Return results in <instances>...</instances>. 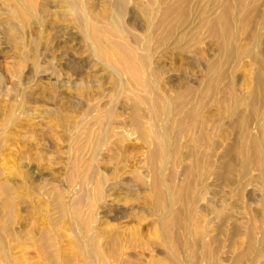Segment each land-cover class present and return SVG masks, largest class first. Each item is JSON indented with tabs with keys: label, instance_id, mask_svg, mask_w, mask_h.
Returning a JSON list of instances; mask_svg holds the SVG:
<instances>
[{
	"label": "rangeland",
	"instance_id": "obj_1",
	"mask_svg": "<svg viewBox=\"0 0 264 264\" xmlns=\"http://www.w3.org/2000/svg\"><path fill=\"white\" fill-rule=\"evenodd\" d=\"M65 1L0 0V264H174L175 256L179 264H264V171L239 178L229 149L238 145V119L250 112L258 69L245 51L257 31L264 51V27L255 20L234 29L233 45L244 54L222 65L228 78L217 94L208 82L221 52L209 28L224 0H161L159 9L151 0L129 1L114 20L138 38L131 42L109 35L112 0H84L96 38L119 47L108 60L91 51ZM167 3H184L186 16L146 41L143 11L156 8L161 24ZM148 70L157 93L173 102L160 123L171 139L169 158L152 160L159 139L151 138V119L158 117L140 81ZM193 110L204 125L191 128ZM203 133L213 144L208 174L195 168L193 152V137ZM227 171L232 185L219 177ZM95 184L101 199L81 203V192L98 194ZM187 186L190 202L180 195Z\"/></svg>",
	"mask_w": 264,
	"mask_h": 264
},
{
	"label": "bare ground",
	"instance_id": "obj_2",
	"mask_svg": "<svg viewBox=\"0 0 264 264\" xmlns=\"http://www.w3.org/2000/svg\"><path fill=\"white\" fill-rule=\"evenodd\" d=\"M112 1L113 3L111 2L110 4V9L112 13L109 16L110 18L108 17L111 20V26H112V30H109L110 31L109 35H112V37L116 38L118 40L117 42H120V41L131 42L132 40L138 41V38L133 33H131V31H129L130 29L127 30L124 28V25L122 24L121 21L114 20V17H115L114 15H116L118 20L122 19V16L125 14L126 6L128 5L129 1H132V0H112ZM259 1L262 2L264 0H224V8L222 9V13L220 14L219 20L213 22L210 25V28H209L210 33L217 40L219 44V51L221 52L220 61L217 62L214 65V67H212L211 69V71L213 72L212 79L208 82V84L212 88H214L217 94H218V88H219L220 82L223 79L228 78V75L224 71L221 70L222 65L229 59L235 58L237 54L238 55L244 54V53L239 52L237 47L233 45V42L237 40V36L234 33V29L236 27L245 28V26L247 29L249 25L255 24V20L258 22V25L260 27L261 26L264 27V15L260 14V7L263 3L261 4ZM65 2H66V5L69 11L71 12L73 21L78 25V27L81 28V32L83 33L85 38L88 41H90L91 51H93V53L96 54L97 57H100V58L102 57L103 59H106V60L113 59L109 51H112L116 55L118 51L116 49H118L119 47L117 48L115 46L116 43L113 40L107 39V42L104 43V41H101L100 39L96 38V32L98 29L93 23L94 17H92L91 8L88 6V4L84 3V0H66ZM148 3H149V7H152V5L155 4L159 9L161 0H151ZM30 5L32 6L33 4L31 3ZM168 5L169 4L167 3L166 7L164 8L165 11L163 10L164 13L162 12L163 20L161 24L159 23V20L156 23H154L155 21L154 19L157 18L156 8H152V9L148 8L149 11L148 9L143 11V14L145 15L147 23H148L149 29L147 30L150 31L149 34H147V36L145 37L146 41H149L148 37L152 35V33L156 29L160 30L161 28H164V27L165 28L170 27L173 20H177L180 22L186 16L187 10H186L184 3L180 4L179 6L175 8H170ZM170 6H173V5H170ZM150 10L154 12H151ZM235 13H239L240 15H243L244 18L240 19L239 18L240 16L239 17L236 16L237 17L236 19ZM19 20L21 19L19 18ZM157 26H159V28ZM174 32L175 31L172 30L171 32H167L166 34H168V37H170V35H172ZM107 33L108 32L106 31V35ZM254 35L256 36L255 37L253 36V39L250 41V44H249L250 47L245 51V55L252 56L259 60L258 69L254 77V92L251 95L252 97H251V104H250V112L248 116H245V118L238 119L237 128H238V133H239L238 135L239 141L238 143H236L238 145L237 146L232 145L229 147L230 150H234L235 152L234 158L235 160L237 159L236 162L240 163L239 178H243V180L246 179L248 175H250L251 169L254 167H260L264 171V77L262 76V70L264 69V58L262 56V53H264V51L262 52L260 49V42L258 38V35H260V33L257 31ZM135 49L134 51L139 50V49H136V50ZM142 50L145 52V55H146L145 57L142 58L143 64L144 66H146L147 65V62H146L147 55L150 54L151 52L146 46L142 47ZM257 50H260L262 53L257 52ZM108 53H109L110 58L108 57ZM121 55H122L121 53L118 54V57L119 56L121 57ZM108 67L118 72V70H116L112 65H110V63L108 64ZM140 81L142 82L144 89H145V93L147 94L146 96L147 100L153 104L154 113L158 117V119H151L152 120V135H151L152 137L151 138L159 139V142H156L157 147L153 153L152 160H154L157 156H159L160 158H169L170 152L172 154L174 152V151H171L167 145V144L170 145L171 139L168 135V130H167L166 125L164 126L163 124H160V123L163 120L164 121L169 120L168 119L169 113L166 111L165 106L169 105V107H171L173 102H171L169 99L163 98L162 95L160 96L159 93H157V86L155 84V81L152 78V73L150 70L144 71V75L143 77H141ZM123 84L124 83H122L121 85ZM195 91H196L195 89L191 88L187 93L188 99H183V101H179V102L185 105L188 102V100L189 101L191 100L190 98L194 94ZM203 98H206L204 94H203ZM161 108L165 112H161L160 111ZM133 111H134L133 115L135 117L134 120H137V119L139 120V122H137L138 123L137 126L138 128H141V126H143L141 124L145 120L143 119L142 121L140 119L138 109L136 106ZM187 117L193 118V119H190L192 121L191 128L193 126L204 125L203 120L198 118L199 112H197L196 110H193L189 115H187ZM191 128H190V132H191ZM143 131L144 130H141V132ZM146 138H149V137L147 136ZM211 141H212L211 137L209 138L204 133L201 134L199 138L193 137V143L197 144V146L199 147L197 148L195 145L193 146V152L195 155L198 156L196 159L195 168L203 170L206 174H208V170L210 168V163H211L210 158H212L213 144L211 143ZM203 145H206L208 148L206 153L200 151ZM174 149H177V148L175 147ZM230 165L232 166V168H234L237 171L235 165L233 164H230ZM230 165L228 166L230 167ZM92 171L93 170L88 169V173ZM189 175L190 174H188V176ZM219 177L227 185H232L235 180V177L228 171L226 174L220 173ZM97 181L98 182L96 184L101 185L102 183L101 180L98 179ZM193 183L194 182L192 181L190 182V186L192 190H193V187H192ZM155 184H159L158 174H156L154 177L153 186H155ZM95 188L98 189L97 185ZM98 190L99 191L96 190L98 194L94 192L95 193L94 195H89L86 198H85V195L83 194L84 191L81 192L79 194V201L84 204L83 201L85 200L87 201L88 199L92 200V202L94 201L93 199L100 200L101 193H100V189ZM181 191L182 192L180 193V195L183 197L184 201L188 200L190 202L193 200V196L191 195V191L188 186L184 187ZM58 199L60 200V196L58 197ZM247 232H248L247 237H248L249 248L251 249L254 245V240H255V234H256L255 228L249 229ZM177 247L178 246H176L175 248ZM178 250H179V247H178ZM206 252L207 254L209 253L208 250H206ZM176 258L177 257L175 256L174 264H177V263L179 264L180 261L178 262L179 259L177 258L178 259L177 260Z\"/></svg>",
	"mask_w": 264,
	"mask_h": 264
}]
</instances>
